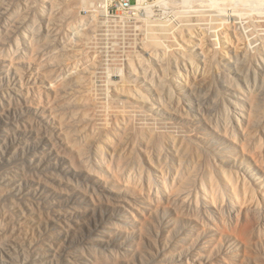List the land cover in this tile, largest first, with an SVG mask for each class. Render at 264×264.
<instances>
[{"label":"rangeland","instance_id":"rangeland-1","mask_svg":"<svg viewBox=\"0 0 264 264\" xmlns=\"http://www.w3.org/2000/svg\"><path fill=\"white\" fill-rule=\"evenodd\" d=\"M261 23L0 0V264H264Z\"/></svg>","mask_w":264,"mask_h":264},{"label":"bare ground","instance_id":"bare-ground-1","mask_svg":"<svg viewBox=\"0 0 264 264\" xmlns=\"http://www.w3.org/2000/svg\"><path fill=\"white\" fill-rule=\"evenodd\" d=\"M186 1H190V0H186ZM215 12H216V11H215ZM214 14H217V12L214 13ZM214 14H213V15H214ZM249 19H250V17H249ZM245 20H247V19H245ZM260 21H262V20H260ZM250 22H251V21H250ZM262 22H263V21H262ZM254 23H255V22H254ZM166 24H167V23H166ZM249 24H250V23H249ZM251 24H252V23H251ZM261 24L263 25V23H261ZM263 26H264V25H263ZM263 26H262V27H263ZM258 28H259V27H258ZM260 28H261V27H260ZM262 29L264 30V28H262ZM262 29H261V30H262ZM167 30H168V29H167Z\"/></svg>","mask_w":264,"mask_h":264},{"label":"built area","instance_id":"built-area-1","mask_svg":"<svg viewBox=\"0 0 264 264\" xmlns=\"http://www.w3.org/2000/svg\"><path fill=\"white\" fill-rule=\"evenodd\" d=\"M129 5V4H128Z\"/></svg>","mask_w":264,"mask_h":264}]
</instances>
